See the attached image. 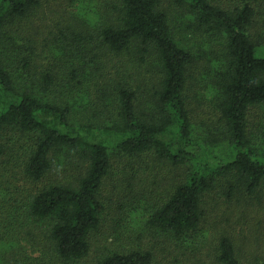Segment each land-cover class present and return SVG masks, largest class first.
I'll list each match as a JSON object with an SVG mask.
<instances>
[{
  "label": "trees",
  "instance_id": "trees-1",
  "mask_svg": "<svg viewBox=\"0 0 264 264\" xmlns=\"http://www.w3.org/2000/svg\"><path fill=\"white\" fill-rule=\"evenodd\" d=\"M200 78L209 125L191 106ZM255 109H264V0H0V264H77L100 251L114 156L131 164L127 181L156 170L158 196L130 216L157 247L103 243L95 264H264V239L245 254L206 218L222 208L230 226V214L259 212ZM20 177L35 189L6 197Z\"/></svg>",
  "mask_w": 264,
  "mask_h": 264
},
{
  "label": "rangeland",
  "instance_id": "rangeland-1",
  "mask_svg": "<svg viewBox=\"0 0 264 264\" xmlns=\"http://www.w3.org/2000/svg\"><path fill=\"white\" fill-rule=\"evenodd\" d=\"M45 13L47 16L45 23L49 26L54 25L56 23L57 17L59 16H57L51 9H46ZM67 13H70V9L67 11ZM77 14H80L79 11H77ZM42 30L43 34L40 35L41 38L44 40L48 39V42H50V34H45V31H48L49 28H43ZM53 41L54 43H56L55 39H53ZM50 61H52V58H50ZM47 62L48 60L44 59V64ZM202 76L204 77L205 75L202 74ZM198 80L201 82L195 83V86H193L192 88L194 99H192L193 101L191 100V106L195 109L194 115L197 118L195 119L197 123L208 124V118L210 116L211 118H213L211 110L212 102L210 101V94L208 90H205L206 88L204 87V85L210 83L208 79L203 80V78H200ZM263 118L264 109H255L252 119ZM136 165L138 170V164ZM129 166H131V164L128 163L126 159H121L120 157L116 156L113 157V172L109 180L105 182L102 191L103 202H105L109 209L107 210L108 216L106 217V222L101 228V231L96 239V246L100 248V251L93 248L91 250L90 256L77 264H95V258H98L100 256V253H104L102 248L103 243L106 244L114 241V245L129 246L135 244V242L140 239V242L143 241L142 244L146 245L147 247H157L152 237L153 234L150 231H147L145 225L144 227H137L132 221V217L130 216V212L132 210L138 209L139 211H144L143 207L145 206V203L149 202L155 196H158L159 189L157 186V182H155L154 180L156 170L145 167L144 170H146V180L145 183H140V179L138 177L127 181L126 176H123L124 172L131 171V168H129ZM15 185L17 187L10 188V193L6 197H19L29 189H35V187L31 185L29 181L23 180L21 177L15 181ZM259 204L263 205L255 206V208L259 212L251 211V209H245L244 216L241 219L236 218V213L234 215L230 214V226L226 224L224 219L220 218L222 216V208L214 210L209 209L206 213L207 222L212 223L213 221H217L219 218L220 221L218 223V228L224 227L229 235L233 236V238L236 239L237 242H239V244L242 246L243 252L245 254H249L254 250V246L256 247V249L258 247L260 249H263V244L260 241L261 239H264L262 238L264 234V220L260 224L258 214L261 212L264 213V199ZM128 205L130 206L128 207ZM261 208L263 210H260ZM213 233L214 230H211V233L206 236V238L208 239L207 241H209L208 243L200 244V246H204V253L209 250L212 243L214 242L211 241ZM21 237L23 238L22 235ZM257 238H260V241L258 243H256L255 241V239ZM44 241L45 239L41 236H39V238L36 237L34 240L32 239V242H35V244L40 243V245L35 247V249L40 250L43 249L41 246L44 244ZM21 245L26 247V242L21 241ZM30 249L31 247L29 244L25 250L29 251ZM155 253L158 259H172L174 261V258L170 257L167 251H163L160 249L156 250ZM177 259L178 261H182L181 256H178Z\"/></svg>",
  "mask_w": 264,
  "mask_h": 264
}]
</instances>
